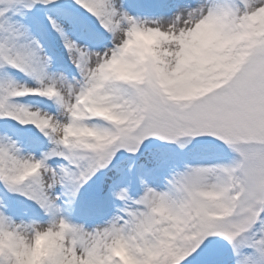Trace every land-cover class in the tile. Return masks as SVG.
<instances>
[{
  "label": "snow or ice",
  "instance_id": "obj_1",
  "mask_svg": "<svg viewBox=\"0 0 264 264\" xmlns=\"http://www.w3.org/2000/svg\"><path fill=\"white\" fill-rule=\"evenodd\" d=\"M0 185V264H264V0H0Z\"/></svg>",
  "mask_w": 264,
  "mask_h": 264
},
{
  "label": "rangeland",
  "instance_id": "obj_2",
  "mask_svg": "<svg viewBox=\"0 0 264 264\" xmlns=\"http://www.w3.org/2000/svg\"><path fill=\"white\" fill-rule=\"evenodd\" d=\"M41 15H43V14H41ZM77 34H79V33H77ZM58 47H59V45L57 43V44H55L54 47L49 48L51 55L55 56L57 54L59 57H61L60 59H58V64H56V66L58 68L63 66L69 72H71L72 66H71L70 60L68 59L67 53H64ZM17 79L21 80L22 82L26 81L29 84L34 83L33 81L29 80L27 77H24L23 74H17ZM24 99H26V98H24ZM180 158H181V160H188V161L193 162V163H197V162L209 163V164H211V163H227V162H230L233 158H235V153H232L231 150L229 149V150H226V155L224 157H218V158L213 157V158H208V159H203V160H197L191 155V150H190L189 153L181 154ZM98 184H99V179L94 181L93 183L85 186V188L82 190L81 195H80V207H82V209H85V207L88 206L91 198L93 197V195L96 191ZM2 187L3 186L0 185V188H2ZM87 198H90V199H87ZM10 200L12 201L14 208L21 213H23L25 210L28 211L29 210L28 208H30L31 209L30 214H32L34 212L35 207H36L32 202H30V201L26 200L25 198L20 197L18 195H11ZM84 202H86V203H84ZM72 216L87 219V216L82 214V213L77 214V215H72Z\"/></svg>",
  "mask_w": 264,
  "mask_h": 264
},
{
  "label": "bare ground",
  "instance_id": "obj_3",
  "mask_svg": "<svg viewBox=\"0 0 264 264\" xmlns=\"http://www.w3.org/2000/svg\"><path fill=\"white\" fill-rule=\"evenodd\" d=\"M58 45H59L58 48H59L60 50H62L64 53H67V52L63 49V46H62L61 43H58ZM29 210H30V211H29ZM29 210H28V212H29V214H30L31 209L29 208ZM30 215H31V214H30ZM45 218H46V217H45ZM69 218L73 220V216H69Z\"/></svg>",
  "mask_w": 264,
  "mask_h": 264
}]
</instances>
